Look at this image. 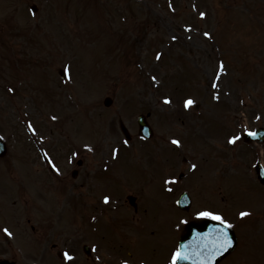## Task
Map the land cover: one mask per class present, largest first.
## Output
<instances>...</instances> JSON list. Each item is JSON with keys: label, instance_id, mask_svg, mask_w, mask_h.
<instances>
[{"label": "rangeland", "instance_id": "obj_1", "mask_svg": "<svg viewBox=\"0 0 264 264\" xmlns=\"http://www.w3.org/2000/svg\"><path fill=\"white\" fill-rule=\"evenodd\" d=\"M69 68L62 79L58 71ZM188 97L196 101L191 108L184 107ZM147 112L154 133L140 144L136 117ZM120 121L132 136L131 148ZM29 123L40 140L35 151L39 145L49 149L68 179L77 169L84 193L112 188L122 201L145 188L156 193L167 187L159 182L161 175L183 172L177 187H192L201 201L196 208L205 201L228 211L252 205L251 194L259 187L241 172L256 154L242 140L233 145L228 139L235 128L264 126V0H0V131L19 136L7 155L23 157L14 174L22 165L19 178L28 185L19 187L13 178L19 190L18 240L5 251L15 264H33L32 259L53 264L52 256H41L43 242L29 238L30 190L65 186L49 178L26 140L20 125ZM111 149L117 159L101 172ZM76 150L82 161L78 168L65 160L74 161ZM218 190L225 194L222 203ZM38 198L37 214L43 219V209L49 217L47 206L42 208L44 196ZM153 206L160 208L159 201ZM164 212L163 217L173 218ZM253 221L245 226L249 232ZM158 225L156 234L144 238L146 262L153 252L159 259L166 250L162 240L170 236L169 228ZM251 255L245 244L235 258L251 262Z\"/></svg>", "mask_w": 264, "mask_h": 264}, {"label": "flooded vegetation", "instance_id": "obj_2", "mask_svg": "<svg viewBox=\"0 0 264 264\" xmlns=\"http://www.w3.org/2000/svg\"><path fill=\"white\" fill-rule=\"evenodd\" d=\"M2 136L9 139L3 133ZM18 159L8 155L0 157V163L6 164L7 172L4 174L8 175L7 178L0 176V259L7 255L5 249L7 250L10 245L9 236L3 232V229L8 228L15 236L14 230L19 224V205L15 197L19 190L16 182L10 177L13 172H9L12 167L11 160ZM79 166H82V161ZM1 174L3 173L0 172ZM55 183L65 187L68 185V188L45 189L44 203L48 208L49 217L44 210H41L43 217L41 219L35 207H31L26 220L30 240L34 243L43 242L41 256L47 253L49 258L52 256L59 261H64L62 264H122L124 260L130 261V264H169L171 255L177 248L174 236L168 237V241L164 243L166 250L161 258L157 259L158 256L154 252V256L149 257L148 262L142 258L145 253L143 242L146 234L150 232L154 235L151 228L163 222L161 220L162 205L160 208L154 206L152 208L154 202L160 201L157 194L152 193L145 198L149 205L142 203L140 194L136 193H130L135 197L132 204L127 198L129 194L125 195L123 203H116V194L111 193V189L100 190L95 187L91 193H84L79 171H75L74 177L69 179L66 176L60 177ZM67 190L70 193L67 194ZM105 196L109 197L108 203L104 202ZM67 205L70 207L69 211L65 208ZM262 211L257 212V217L251 224L254 231L251 262L244 258H237L236 264H264V210ZM50 214L53 215L50 216ZM123 215L126 217L121 219ZM177 223L178 215L176 214L171 226L174 233L178 231L175 227ZM243 231H249V229ZM85 245L88 246L89 253L85 252ZM30 250L34 252L36 248L30 247ZM65 250L72 252L76 259L72 262L64 260ZM82 256L85 261L80 260ZM96 257H99V260H96ZM225 260L226 258L218 264H227Z\"/></svg>", "mask_w": 264, "mask_h": 264}, {"label": "snow or ice", "instance_id": "obj_3", "mask_svg": "<svg viewBox=\"0 0 264 264\" xmlns=\"http://www.w3.org/2000/svg\"><path fill=\"white\" fill-rule=\"evenodd\" d=\"M200 15L203 17L206 15V13L201 12ZM188 30L191 31L190 27ZM203 36L211 38L212 34L210 32H204ZM172 39L176 40L177 37L173 35ZM160 58L161 56L157 55V59ZM219 70L221 73L225 71V66L223 63L220 64ZM69 72L70 68L66 69V73ZM152 79L155 80L156 77L153 76ZM217 79H219V77H217ZM212 87L218 88L219 85L217 83H213ZM215 98L219 99V93L216 94ZM165 103H171V101L166 98ZM195 104L196 101L192 97H188L184 101L185 108H191ZM53 119H55V117H53ZM256 119L260 120L261 117L258 115ZM29 128L33 131V133H35L36 129L31 124H29ZM245 135L255 138L260 136L261 133L259 131L249 130L247 126L244 125L241 132L229 137L228 143L235 145L241 141ZM171 142L177 147L181 145V141L178 139H173ZM125 143H127V141H125ZM113 154L115 155V150ZM190 167L195 169L197 165L192 164ZM253 167H255V165H253ZM261 175H264V173H261ZM104 202L108 203L109 197L105 196ZM177 203H180V201H177ZM250 215L251 213L248 211H241L239 213L241 218ZM195 216L200 219L211 220L214 222V224L209 228L208 232H197L194 234V237L191 241L187 243L181 242L172 253L169 264H180L181 261H192V264H216L218 257L223 256L229 251V249L233 248L234 240L233 234L230 232V230L234 229L236 225L227 217L224 212L212 210L210 208H203L202 210H197L195 212ZM188 223L189 222L186 219L180 220L175 225V227L179 228L181 224L187 225ZM3 232L8 236L13 235V233L8 228H4ZM63 259L68 262H72L76 259V256L72 252L65 250L63 252ZM96 260H99V257H96ZM122 264H130V261L124 260Z\"/></svg>", "mask_w": 264, "mask_h": 264}, {"label": "water", "instance_id": "obj_4", "mask_svg": "<svg viewBox=\"0 0 264 264\" xmlns=\"http://www.w3.org/2000/svg\"><path fill=\"white\" fill-rule=\"evenodd\" d=\"M139 124H140V129L141 130L148 131L150 133L149 126L145 123V121L141 117L139 118ZM188 229H190V228L188 227ZM188 234H189V232H187L186 235L183 238V242H185V243H186L187 239L190 236V234L189 235ZM185 263H186V261H181L180 262V264H185Z\"/></svg>", "mask_w": 264, "mask_h": 264}]
</instances>
